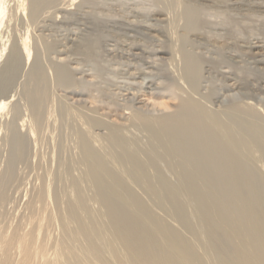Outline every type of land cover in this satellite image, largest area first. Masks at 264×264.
Here are the masks:
<instances>
[{
    "label": "bare ground",
    "instance_id": "obj_1",
    "mask_svg": "<svg viewBox=\"0 0 264 264\" xmlns=\"http://www.w3.org/2000/svg\"><path fill=\"white\" fill-rule=\"evenodd\" d=\"M58 1L0 0V264H264V101L248 93L217 99L216 87L203 88L205 60L185 47L204 35L206 8L248 0H157L165 29L143 27L161 46L138 38L106 43L125 61L165 64L172 78L150 89L97 88L85 71L53 61L47 31L78 16L81 5ZM86 16L65 30L85 53L99 41L78 40L81 26L103 21ZM263 43L247 53L260 70ZM236 79L219 90L264 92ZM43 143L51 150L41 160ZM67 181L68 190L56 186ZM21 182L27 186L19 190ZM133 183L187 233L162 222Z\"/></svg>",
    "mask_w": 264,
    "mask_h": 264
},
{
    "label": "rangeland",
    "instance_id": "obj_2",
    "mask_svg": "<svg viewBox=\"0 0 264 264\" xmlns=\"http://www.w3.org/2000/svg\"><path fill=\"white\" fill-rule=\"evenodd\" d=\"M61 1H63V3H64L65 0H59L58 5H60L59 3L63 4ZM78 1H81V5L79 7L74 6V9L75 8L77 9V12L79 13V15L81 14V16L84 18L88 14L90 18L96 17V18H99L100 20H103V21L97 27H94V26L89 27V25H88L85 28V26H81L82 30H79L80 31L79 36L78 37L76 36V37L78 38V40H83L85 38H91V39H94L96 41H99L98 46H97L96 50L92 51V52L86 51V53H85V51L84 52H80L78 50L76 51V47H74L75 45L73 44V42L70 41L69 39L68 40L70 42L67 41V37H68L67 32H69L71 28L74 30V27L77 26L75 23H78L81 20L80 19L81 16L78 15L79 16L78 17L77 15H75V17H73V19H71V21L70 20L67 21L69 23L59 19L58 22L56 21L57 22V23H55L56 25L52 24L51 30L47 31L49 34L51 33V35H49V36L52 37V39H50V40L54 39L53 42H51V43H53V46L55 48H51L49 50L50 54H48L49 52L47 53V55L49 57H51L53 61H56V62L59 61V63H61L62 65L66 64L65 66L66 67L68 66L67 67L68 69L69 68H70V70L73 69L74 72H76V73L85 71L84 74L86 73L85 75L89 76V78H91L94 81V83H97V84L99 83L98 87L95 84V86L97 88H99V87L104 88V89H106L108 87L114 88L115 84H117V86H118V84L119 85L121 84L120 86H125V84H126V85H128V87L131 85V87L134 86L135 88H137V87H148L147 89H150L149 88L150 86L155 87V88H157V87L160 88L163 85H165V83L170 81V79L172 78V75H170L171 71L169 72L168 68H166V66H164L165 64L161 63V61L156 62V64L158 63L157 64L158 67H156L155 64L151 65V64L145 63L144 59L142 60V62H139V60L141 61L142 58H140V59L136 58V59H132L129 61L128 60L125 61V59H126L125 57H122L121 54L117 53V52H114L115 53L114 54L113 51L109 50L110 47H107L105 45L106 43L112 44V43H114V41H117L118 44H122L121 41L123 42V40H124V42H125L128 40V38L131 40H134V39L136 40V38H138L137 39L138 41L139 40L143 41V42L147 43L146 45H149L150 47L151 46H153V47L161 46L160 42L156 39L155 40L151 39L147 35V33H146L147 31L144 29L145 26L149 25V22L154 23L155 25L152 24L151 26H153V27L155 26V28L160 29V30H163L166 27V24H164L165 26L163 25V23H165L163 19H165L166 16L165 15H159L160 16L159 17L158 14H156L158 9H160L157 6V0H78ZM248 1H245V3L243 1V3H244L243 5H245V4L246 5L245 6H239L237 8L236 7L227 8L225 5L219 6V5H215V4L213 5L214 8L212 6L206 8V10L203 12L204 14H202V16H203L202 20L204 19V22L203 21L202 22L204 25H202V27H201L203 30V31L201 30V32L204 33V35L202 37L200 36L199 40H196L195 42L187 43L191 49H189L188 45L185 46L187 48V50H189L190 52L194 53V51H195L196 55L202 56L203 62L205 60V65H204L205 69L204 70H206V71H204V76L206 78L204 77L205 79H203L202 84L204 87L203 86L202 87L203 88H208V87L215 88L216 87V89H218V91H219L218 95H217V99H219L220 101H222L225 104L230 103V101L234 97H239L240 94H247V93L250 94L249 96L253 95V97H255L258 101L259 100L264 101L263 90H261V91L255 90V92L254 91L249 92V89H251L249 86L250 83L253 84L255 87L264 86V69L260 70V69L256 68L255 65L249 63V61H251V60L247 56V53L250 52L249 46L253 42H256L257 40L261 41L262 43L264 42V8L257 9L255 7H252L253 5L252 4L249 5ZM252 1H254V0H252ZM255 1L259 2V3L262 2L261 4L264 5V0H262V1L261 0H255ZM56 2H54V3L57 4ZM209 5H212V4L209 3ZM152 8L154 9V11ZM232 8H233V10H232ZM151 9H152V11H151ZM206 11H208V12H206ZM151 12H154V13L151 14ZM218 13H220V14H218ZM150 14H151V16H150ZM125 19L131 20L135 24H139V22H141L139 24V26H141L140 27L141 29L137 28L134 30L135 32L131 29L128 30L129 25L124 24ZM115 20L116 21L118 20V21L116 22ZM144 20L148 21L147 25H146L147 21L144 22ZM160 20L163 22H161ZM61 21H63V23ZM155 21H160V22L158 23ZM80 23H82V22H80ZM48 24H50V22ZM162 25H163V27H162ZM87 30H90V31H87ZM126 31H127V33H126ZM131 32H132V34H131ZM141 32L144 34H142ZM64 34H66L67 36H65ZM63 35L65 36L66 39L63 38L64 37ZM129 35L131 36V38ZM143 35L147 36V37L145 36L146 41H148V40L151 41L150 44H149V41L146 42L144 40V37L142 38ZM57 37L60 40H62L63 42L60 41ZM56 39H58L57 45L58 46L60 45L59 48L56 45V41H55ZM113 39H114V41H113ZM200 39L203 41L201 42ZM107 40H109L110 42ZM65 42H66V44H65ZM102 42H103V44H102ZM155 43L158 44V46L154 45ZM195 44H197V45H195ZM100 45H104V46H100ZM104 47H107L108 49L104 48ZM61 51L62 52L65 51V53L64 52L62 53ZM231 56L235 60L231 61V59H230ZM51 58H49V59H51ZM260 58H262V59L264 58V51H263V53L261 52ZM128 62L129 63L132 62L131 63L132 65L128 64ZM160 67H162L163 70L162 69L159 70ZM163 67H165V68H163ZM150 68H152V69H150ZM208 68H211V69H208ZM140 71H141V73H140ZM210 72H212V73H210ZM131 73H137V74H135V76H134ZM211 74H213V75H211ZM169 76H171V77H169ZM207 76H209V77L207 78ZM223 76H226V77H223ZM219 78H220V80H219ZM245 78L248 80L247 83L249 82L248 83L249 89L248 88L247 89H239L236 91L224 90V92H223V90H219L220 88H222L224 83H226L227 81L233 82L236 79L237 81L245 82L246 81ZM222 79L224 82L222 81ZM104 98L106 99V101L108 103H110V100H111V102L113 101V99L110 98L108 96V94ZM45 142H46V144L43 143V145L45 144L46 146L49 145L48 147H51L50 142H48V140H46ZM69 144H71V143L69 142ZM43 145H41V150H39L40 157H38L37 159H41L42 155L43 156L45 155V157H47V158L50 157V155H48V153H50V152H48V150L50 151L51 149L46 147L45 145H44V147H42ZM41 152L44 154H42ZM65 153H66L65 156L67 155L66 157L68 158L71 154H73V151H72V149L69 148L67 150V152H65ZM63 155H64V153L62 154V156ZM58 156H59V153H58ZM65 156H63V157H65ZM32 160H34V158ZM33 175H34V173H33ZM26 183L27 182H21L18 186L19 187L18 189L22 190L23 188H25L27 186ZM64 183L65 184H62L59 182V184L56 183L57 185L56 184L55 185L58 187L59 190H63V189H67V188L70 189V186L72 185L71 182L67 181V183L66 182H64ZM66 184H67V186H66ZM134 184L135 183L132 184L133 186H135L133 188L138 189L139 186L137 184H135V185ZM86 186H89V185H86ZM136 186H138V187H136ZM89 189L92 191L91 187L85 188V191L87 190V192H86L87 194L89 192L91 193V191H88ZM141 189H143L142 190L143 192L141 191ZM16 191H18V190H16ZM144 191H146L145 188H139L138 189V192L143 194V197H144L146 203L147 204L149 203V206H151L154 211L156 209L157 212L155 211V214L157 213L156 215L159 218H161L160 220H162V222H165L169 225H173L179 231H182L183 229H185L184 225L180 221H178L177 217H175V215L172 211H169V210H166V208H163L164 206L162 204H159L157 202V200L152 199L151 197H148L147 194H144ZM19 193H17V194H19L18 197L20 196L19 198L22 201L21 192H19ZM90 193L87 195V197L90 198V203L97 205L95 203L94 197L91 195L92 193L91 194ZM161 209H163V210H161ZM158 210H160V211H158ZM160 213H161V215H159ZM179 226H181V227H179ZM182 232L187 233L186 229ZM200 247L203 249L202 246H200Z\"/></svg>",
    "mask_w": 264,
    "mask_h": 264
}]
</instances>
